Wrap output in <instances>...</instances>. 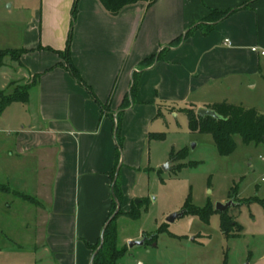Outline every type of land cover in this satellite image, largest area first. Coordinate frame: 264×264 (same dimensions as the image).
Wrapping results in <instances>:
<instances>
[{"label": "crops", "instance_id": "1", "mask_svg": "<svg viewBox=\"0 0 264 264\" xmlns=\"http://www.w3.org/2000/svg\"><path fill=\"white\" fill-rule=\"evenodd\" d=\"M40 4L0 34V50L26 51L17 62L23 76H39L29 101L0 117V145L12 151L0 158V194L35 207L21 210L40 228L35 264H92L113 208L115 171L124 218L142 198L148 147L161 134L153 127L164 112L235 104L264 86V0H155L118 15L99 0H79L73 27L74 0ZM69 40L84 84L58 53ZM250 108L264 114L261 105Z\"/></svg>", "mask_w": 264, "mask_h": 264}, {"label": "rangeland", "instance_id": "2", "mask_svg": "<svg viewBox=\"0 0 264 264\" xmlns=\"http://www.w3.org/2000/svg\"><path fill=\"white\" fill-rule=\"evenodd\" d=\"M40 2L0 0V34L15 31L14 21L34 15L41 9ZM10 54L0 68V90L9 94L20 87L34 88L35 78L23 76L19 61H14L18 54ZM232 99L236 105L264 108V86ZM153 128L164 134V139L153 140L148 147L150 163L140 186L142 198L134 200L130 211L140 216L116 221L118 246L127 248L116 264H224L225 260L227 264H264V145H246L236 136L235 152L221 156L211 134L189 129L183 111L164 112ZM10 148L9 144L0 145V158L12 153ZM173 152L178 159L171 157ZM195 162L198 165L190 167ZM0 195V264H35L34 248L42 243L36 240L40 228L21 211L23 206L33 211L35 207L12 194ZM231 200L236 204L225 215L242 227L240 237L223 234V213H211L208 222L193 214L209 206L215 210L217 203ZM3 201L10 202V210L4 208ZM183 210V217L167 222L170 215ZM142 233L150 237L158 234V238L130 248L128 239L142 240Z\"/></svg>", "mask_w": 264, "mask_h": 264}, {"label": "trees", "instance_id": "3", "mask_svg": "<svg viewBox=\"0 0 264 264\" xmlns=\"http://www.w3.org/2000/svg\"><path fill=\"white\" fill-rule=\"evenodd\" d=\"M103 7L112 15H118L123 9L128 6L137 4L139 2H148L153 4L155 0H99ZM78 2L79 0H74V6L72 10V27L75 24V18L78 11ZM228 13H219L217 14L216 19L221 20L225 18ZM203 25V23L196 25L191 28L187 33L180 39L182 42L186 37L196 27ZM16 52L18 54L17 59L14 61H20L21 56L26 53L25 50H0V68L5 65V59ZM61 58L65 61V69L80 83H83V80L79 74V71L74 66L71 55H70V40L68 42V48L65 52H58ZM161 56V53L159 54ZM158 56V57H159ZM157 57V56H156ZM154 57V59L156 58ZM152 60V59H151ZM150 60V61H151ZM38 77H35V85L38 83ZM135 87V85H134ZM31 87H20L15 89L12 93L6 94L4 91L0 90V117L3 114L4 110L12 103L21 102L27 103L29 101V91ZM209 109L215 111L219 116L218 119L211 117H199L197 111L194 109H184L183 112L188 117L189 120V129L192 132L199 133H208L211 134L215 144L218 148V151L221 156H229L235 152L237 149V143L235 137L239 136L242 142L246 145H264V114L255 108H248L244 105H236L228 102L216 103L212 105ZM119 127L116 128L117 142H118V164L121 158V140L118 138ZM152 139L163 140L164 134H155L152 135ZM171 157L176 160L179 155L172 153ZM191 164L190 167H196L198 165ZM115 171L113 181L117 180L114 184V202L111 215L109 217L108 223L105 227L103 235V246L99 249L100 243L93 247V253L95 254L92 264H116L117 261L126 253L127 248H119L118 246V228L116 221L124 212L120 209L114 217H112L117 210L118 206L121 204V196L119 194V182L118 174ZM117 174V175H116ZM1 187V186H0ZM30 199V198H27ZM258 200V198H255ZM263 202V200H259ZM193 212V211H192ZM213 212H218L212 209L211 206L199 210L194 215H198L203 221L208 222L209 216ZM130 217L137 219L140 216V213L133 214L132 212L127 213ZM233 229H237L238 232L234 233ZM166 230L160 229L159 232H165ZM221 231L223 234L228 237H240L242 232V227L236 222H230L223 213L222 222H221ZM158 234H154L150 238H147V242H156ZM224 264H227L225 260Z\"/></svg>", "mask_w": 264, "mask_h": 264}, {"label": "water", "instance_id": "4", "mask_svg": "<svg viewBox=\"0 0 264 264\" xmlns=\"http://www.w3.org/2000/svg\"><path fill=\"white\" fill-rule=\"evenodd\" d=\"M197 115L199 117H202V118H204V117H211V118H215V119L219 118V116L217 115V113L215 111H213L209 108H206V107L199 108L197 110ZM167 166L169 167V164H167ZM136 203H139V202H136ZM235 204L236 203L233 200H231L225 204L217 203L215 206V210L218 211L219 213H225L230 207L235 206ZM184 215H185V210H183L179 213H174L167 218V222L173 223L176 221V219L181 218ZM104 231H105V229H104ZM103 235H104V232H103ZM103 235H102L101 245H100L99 249L103 246ZM146 241H147V238H143L142 240H139V241H130L129 246H130V248H133L135 246H143L146 244ZM94 256H95V254H94ZM94 256L92 258V261L94 259Z\"/></svg>", "mask_w": 264, "mask_h": 264}, {"label": "built area", "instance_id": "5", "mask_svg": "<svg viewBox=\"0 0 264 264\" xmlns=\"http://www.w3.org/2000/svg\"><path fill=\"white\" fill-rule=\"evenodd\" d=\"M228 43H229V45H231V42H228ZM253 51H254V52H257V49L254 48ZM259 54H261L262 56H264V50L261 51V52H259Z\"/></svg>", "mask_w": 264, "mask_h": 264}]
</instances>
